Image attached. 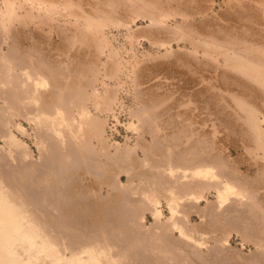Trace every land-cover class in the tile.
Segmentation results:
<instances>
[{"label": "bare ground", "instance_id": "bare-ground-1", "mask_svg": "<svg viewBox=\"0 0 264 264\" xmlns=\"http://www.w3.org/2000/svg\"><path fill=\"white\" fill-rule=\"evenodd\" d=\"M126 1L152 13L150 26L187 16L168 6L169 15L158 13L156 0ZM247 5L253 27L239 34L217 27L220 36L198 38L186 20L176 24L188 32H177L188 56L166 89L192 103L179 97L187 108L179 120L171 108L162 117L167 94H148L134 69L128 104L117 86L103 78L97 86L94 52L110 10L77 15L71 0H0V264H234L232 231L256 248L247 264H264V0ZM56 15L73 21L60 25ZM39 31L62 37L65 61L41 53ZM89 38L95 58L68 52ZM120 62L109 50L102 77L118 79ZM116 102L127 114L122 142L112 136ZM234 251L246 263L247 252Z\"/></svg>", "mask_w": 264, "mask_h": 264}, {"label": "rangeland", "instance_id": "rangeland-1", "mask_svg": "<svg viewBox=\"0 0 264 264\" xmlns=\"http://www.w3.org/2000/svg\"><path fill=\"white\" fill-rule=\"evenodd\" d=\"M71 1H73L74 4H77V6L79 5V7L81 5V9L82 10L76 9L77 6L75 8L71 7L72 10H74V12H76V13L78 12L77 15L78 14L81 15L80 11H82L83 14H86V13L89 14L90 13L89 15L97 16L100 13L102 14L103 12L105 13V12H108L110 10V13L108 12L109 15L107 13H105V14H107L106 17H108L112 21H109V20L107 21V19H106L105 25L102 27V31H101L102 33L101 34L104 36V37L103 36L102 37L105 39V41H103L104 39L102 40L103 44H101V46L103 48H102V52L100 53V55H97V51L94 52V50H92V49L97 50V48H93L92 47L93 46L92 44H94L95 41H93L94 43H92L93 39H90V38H89V40H87V42H85V44L84 43L80 44V42L74 44L72 47L69 48L70 50L68 52L73 53V51H75L76 49L77 50H82L81 53L84 51L83 52L84 55L86 54L87 57H90V58L93 57L92 56V54H93L92 52L96 53L95 56L99 57V58H95V56L93 58L99 59V60H96V62L99 65V67L101 68L100 74L98 75V80H97L96 84L99 87V85H100L99 79L103 78L104 81L109 84V86H112V87L117 86L116 87V89H117V98H118L120 103H125V104L127 103L128 104V102H131L130 99H129V97H131L130 90L128 88H129V85H132L131 84L132 82H131L129 76H127V73H129L130 71H132V73H133L132 69H134L135 72L137 71L136 72L137 76H139L138 80H140V82L138 81V84H140L138 86H140L142 89L146 90V92L148 94H150V93L151 94L152 93L153 94H157V93L159 94L162 91L163 92L165 91V93L167 94V95L166 94L165 95L168 96L167 97L168 99L166 97H164L163 94H161V96L163 95L162 97H164L162 100H164L165 102L164 101L161 102V104L159 106V110L163 106L162 104H164L162 109L164 107L166 108V109L164 108L165 112H163V116H162L163 118L165 117L166 114L167 115H171L173 113V111L175 112L174 114H177V111L180 112L181 110L179 111V109H183V108L185 109L188 106V103H190L189 105L192 104L191 102H187L189 98H188V96H187V98H185L186 96L182 95L184 93L181 92L182 93L181 94L178 91V93L175 92V93H173V95H170V94L168 95L167 89H166V87L170 86L172 83L175 82V78L174 77H176V75L178 74L176 72V69L177 70H178V68L181 69L180 60H182L184 58V56L185 57L188 56V55H186L187 53H186L185 48H184V46H186L187 43H185V41L182 42V39H180V33L182 31L187 32V30L190 29L188 32L194 31V33H192V32L191 33L192 34L196 33L195 34L196 37H198V38L206 37L207 38L209 36H212V34H213V36H215L216 34L218 36H220L219 34H222L221 32L220 33H216L218 28H220V29L224 28V29H226L228 31L230 30L231 33H233V32L236 33L237 32L239 34V32L242 33L243 31L249 29V27H253V25L249 24V22H248L249 19L248 20L246 19V18H249L248 16H249L250 13L246 12L247 9H246L245 6L248 7L247 4L250 2V0L249 1L248 0H171V1L167 0L169 5L166 2V0H160V3H159V0H158L159 4H156L157 0H156V3H153V0H147V1L145 0L147 3H151L152 2L154 4V7H155V5H157V6L162 5V6L157 8L158 10L155 9V10L158 11V13L161 12V11H159L160 10L159 8L162 7L161 10H166V9L168 10L170 8L168 10V12H171L170 13L171 15L175 14V13H172V11H170V10H173V9L175 10V11L173 10V12H176L177 10H179L181 12H184V14H187L186 17H183V16H180L181 14L179 15L177 13L175 16L166 17V19H164L165 22L163 21L162 24L153 25V26H150L151 24H149L150 22H149V17H148V16L152 15V13L149 14L150 13L149 12L147 14L146 11L139 10V12H141V13L136 12L137 14H140L138 16L136 13H134L133 11L129 10L131 8L127 9L128 6L132 7L133 3L131 4L129 1H126V0H117V1L113 0V2H112V0H71ZM106 1L108 3L111 1L110 2L111 4L110 3L109 4L112 5V3H114L112 5V7H115V6L116 7L113 9L112 7H110V5ZM139 3H140V1H139ZM123 4H124V6H123ZM73 6H75V5H73ZM98 7L100 8V10H99ZM178 7L180 9L183 8L182 10H184V11L180 10ZM96 10H98V11H96ZM102 10H104V11L102 12ZM112 10H114V11H112ZM147 10H148V8H147ZM155 10L152 11V12H155V14H156ZM167 10H166V12H167ZM185 10H187L188 12L185 11ZM85 11H86V13H85ZM129 11L131 12V14H130ZM192 11H194V12H192ZM127 12H129V13H127ZM62 13L65 14L66 12L62 11ZM132 13H134V14H132ZM238 13H239V15H238ZM168 15H169V13H168ZM188 15H189V17H188ZM244 16H245V18H244ZM65 17L66 16L56 15V18H58L57 22L60 25H65L66 27H69V25L68 24H64L65 22H63V21L69 20V19H71V21H73V17L72 16H67L66 18ZM111 17L113 19H115V20H113ZM182 19H184V20H182ZM116 20L120 21V23L121 22H123V23L120 24V23L116 22ZM185 20H186V22L189 23V26H190V28L189 27L188 28L185 27L187 30L184 27L183 28L185 30L181 29L182 25L181 26H177L178 23L181 24ZM186 22L182 23L183 26H185V24L188 25V23H186ZM153 27H154V29H153ZM175 27H180V29L178 30V28H175ZM73 28L74 27H71V29H73ZM244 28H246V29H244ZM215 29H216V31H215ZM73 31H74V29H73ZM172 31L174 33L176 32V34H174ZM40 32L41 31L38 32L39 35H40V36H38V38H39L38 39L39 40L38 48H39V46L41 44L40 48L43 47V48H41V53L42 54H44V53L47 54L48 53V57H50V58H53V55L55 54L54 55L55 58H57V59L60 58V59H63L65 61L64 54L60 53L62 50H65L64 47L66 48L62 37L60 38L59 36H56L53 33L49 34V35L44 33L45 35H47V36H45L42 33L43 31L41 32V34H40ZM177 32H180V33H178L179 35H177ZM211 32H213V33H211ZM191 33H190V35H192ZM68 34H70V32H67L66 35H68ZM78 34H81V33L77 32V35ZM172 35L173 36L177 35L178 37L175 36L177 39L173 38ZM78 37H79V35H78ZM170 37H172V39ZM169 39H171V40H169ZM164 41H165L166 44H165V46L164 45L163 46L167 47V48L170 46L169 48L171 50H173V51H171L172 53L171 52L170 53H166L165 52L166 48H164L163 46L160 45V43L164 42ZM43 42H44V44H42ZM89 43H90V45H88ZM62 45H63V47H62ZM87 45H88V47L89 46H91V47L88 48ZM61 48H63V49L61 50ZM59 49L61 51H59ZM114 49L117 52V57L121 61L120 65H119L120 70L118 71L119 78L115 79V78H109L107 76L102 77V72H103V69H104L103 67L106 66V65H104V62L107 59L108 51L109 50H114ZM43 50H44V52H42ZM57 50L59 51V54H61V55L57 54V52H58ZM176 57H178L177 59L179 61H177ZM180 57H183V58L180 59ZM55 58H53V59H55ZM168 63H170V64H168ZM138 72H139V75H138ZM132 73H129V74L132 75ZM154 85L155 86L157 85L156 86L157 88L154 87ZM148 90L150 91V93L148 92ZM239 93H241V91ZM170 96H175V97H173L174 99L172 100V102H174L177 99V100H179L178 101L179 104L177 102H175L174 104L172 102H170L171 101V99H170L171 97ZM179 97H180V99L184 98V100H182V101H184L186 103V105L184 104V102L180 103L182 101L179 99ZM246 97L248 98V96H246ZM119 102H116V104L114 106V115L116 117L118 116V118H119V123H117V129L119 130V135H117L115 137V140L122 142V136L125 134V129L122 126L121 123L126 121L127 114L124 111L120 110V106L121 105L119 104ZM170 103H171L172 106H168ZM180 104L183 105V107H180L181 106ZM176 106H177V108H176ZM169 108L172 109V113H171V109L169 111ZM175 108H176V110H175ZM162 109H161V111H162ZM167 109H168V112H170L169 114L167 113ZM184 109L181 112L182 114H183V111H184L185 114L187 112V108L185 110ZM181 113H178L179 117H180V115H182ZM185 114H183L182 116H184ZM179 117L177 119H179ZM181 117H180L179 120H182ZM111 118H113V117L110 116L109 121H112ZM24 125L26 127V123H24ZM167 130L164 129V131H167ZM146 138L148 139L149 137H146ZM30 146H31V149L34 150L33 153H36L35 147L32 144H30ZM234 154L236 155L237 153H234ZM122 176H123L122 180L124 181L125 178H127V177H126V175H122ZM163 213L166 215L167 211L163 210ZM145 215H146L145 217L147 219L146 223L148 224V223L152 222V218L149 215V213H145ZM148 216H149V218H148ZM218 235H220V231L215 232V236L219 237ZM213 242H214V244L216 243L217 245L220 244L219 242H218L219 243L218 244L217 241L215 242L212 239H210V241H208V243L210 245L211 244L214 245ZM228 243H229V248L227 247L226 249H228L227 251L229 252V255H231L230 257H232V258H233L232 255L236 256V254H237V253L236 254H231L230 251L233 252L234 249L238 250V251L235 250L234 252H236V251L239 252V250H241L242 254L247 252L246 256H245V254L243 255V257L244 256L246 257L245 258L246 259V263H245L244 260L242 262V260H241L242 258L239 260V258L242 257V255L241 256L239 255L240 252L237 254V255L240 256V257L239 256L236 257L238 259V261H239L238 264H247V262L249 261V258H252V257L255 258L253 253L255 252V254H257L256 253L257 252L256 248L252 244V241L250 243H249V241L248 242L245 241V242L242 243L240 237L234 231H232L230 233V236L228 238ZM217 245H214V247L217 246ZM231 246L233 248V249L231 248L232 250L230 249ZM218 247H220V248L223 247V248H222V250H220ZM217 248L219 250V253L222 251L221 253L223 255L226 254L225 252H227V251L224 249V246L220 245V246H217ZM223 250H225V251H223ZM228 252H227V254H228ZM249 252L250 253L252 252L251 257H248V255L250 254ZM219 253H217L218 254L217 256L218 257L221 256V258L223 257L222 259L225 260V261L223 260L224 262H226L229 259L228 261L232 260L231 262H234V264L236 262V264H237V262H238L237 259H232L228 255L229 258L226 260L225 257L221 253H220L221 255ZM247 257H248V259H247ZM226 258H227V256H226ZM250 260H253V259H250ZM255 261H257V259ZM226 264H228V262H226ZM249 264H251V263H249Z\"/></svg>", "mask_w": 264, "mask_h": 264}, {"label": "built area", "instance_id": "built-area-1", "mask_svg": "<svg viewBox=\"0 0 264 264\" xmlns=\"http://www.w3.org/2000/svg\"><path fill=\"white\" fill-rule=\"evenodd\" d=\"M109 125H112V123L110 122ZM117 135H119V130L117 129V125H116V130L113 131L112 136L115 138Z\"/></svg>", "mask_w": 264, "mask_h": 264}]
</instances>
